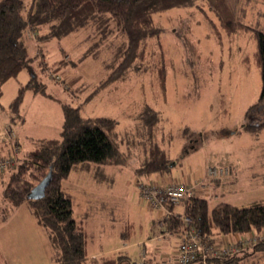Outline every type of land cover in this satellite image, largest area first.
I'll list each match as a JSON object with an SVG mask.
<instances>
[{
    "label": "rangeland",
    "instance_id": "1",
    "mask_svg": "<svg viewBox=\"0 0 264 264\" xmlns=\"http://www.w3.org/2000/svg\"><path fill=\"white\" fill-rule=\"evenodd\" d=\"M22 1L26 8L32 3ZM154 23L167 52L165 89L155 83L151 55L123 70L121 78L106 83L111 66H117L126 46L125 36L119 35L110 21L99 20L97 26L86 21L83 27L48 43L27 41L31 57L36 51L46 56L41 58V67L37 66L40 59L33 61L34 75L28 81L40 85L44 93L34 101V92L25 91L18 107L19 116L12 110L8 114L4 104L6 111L0 109V125L8 122L21 136L58 139L63 123L61 104L68 96L69 103L83 104L84 116L114 118L116 144L125 161L110 166L81 163L72 169L62 187L72 201L74 219L87 229L97 245L88 247L89 254L112 248L140 261L139 255L145 251L147 258L156 253L152 259L159 264L165 255L175 252L179 236L162 226L159 229L156 223L160 225L161 218L155 219L156 210L152 211L141 199L139 182L132 175V169L142 164L151 144L150 131L147 135L139 119L142 107L160 112L151 135L169 151L174 162V181H181L183 174L190 176V183L193 173L201 169L205 170L202 182H208V172L214 174L213 167L220 169L214 174L215 179L225 181L230 176L229 166L218 164L231 163L232 158L247 174L262 171L264 101L263 107L249 109L260 95V75L255 65L248 69L243 58L251 59L255 49L254 30L264 33V0H189L156 14ZM97 27L111 32L99 33L94 29ZM149 41L148 50L155 51L157 45L152 39ZM62 58L65 65L54 71V62ZM24 73L2 86L4 103H11L17 96L21 82H25ZM90 93L93 96L86 101ZM259 124L263 126L252 132ZM184 127L199 134L192 145L182 137ZM7 135L11 140L9 130ZM233 163L236 165L235 160ZM139 180L147 181L145 176ZM251 181L254 180L246 178L231 185L229 180L224 185L227 188L217 190L220 199H209V206L225 202L245 207L252 201H264V186L249 187ZM89 195L94 198L90 203ZM181 205L173 208L175 216H182ZM27 206L21 204L5 210L0 203V264H57L48 233L35 225ZM168 206L172 208V204ZM166 208L169 213L170 208ZM160 230L164 238L159 236ZM150 259L144 264H153ZM250 264H264V255Z\"/></svg>",
    "mask_w": 264,
    "mask_h": 264
},
{
    "label": "trees",
    "instance_id": "2",
    "mask_svg": "<svg viewBox=\"0 0 264 264\" xmlns=\"http://www.w3.org/2000/svg\"><path fill=\"white\" fill-rule=\"evenodd\" d=\"M188 1L32 0L30 6L26 8L22 0H0V95L2 86L21 72L27 71L33 77V61L40 59L37 66H42L41 58L45 55L36 51L31 57L27 48L28 40H34L42 45L54 38L67 35L70 30L83 27L86 21L97 26L99 20L106 23L110 21L118 34L125 36L126 40L121 58L119 59V55L115 68L111 66L112 71L105 82L110 83L121 78L123 70L151 55L155 83L163 90L167 74V52L162 48L160 30L155 27L154 16L180 7ZM235 26L237 28L239 24ZM94 29L105 35L111 32L107 33L106 30H101V27ZM253 36L255 49L251 59L246 56L243 63L248 69L250 65L258 68L261 91L258 101L249 109L263 107L264 101V33L254 30ZM150 39L155 46L157 45L155 51L148 50ZM64 62L63 58L55 62L54 71L61 69L65 65ZM39 86L33 80L21 86L9 105V110L14 111L15 116H19L18 107L25 91L43 94L44 89ZM61 110L63 123L58 139H33L32 149L21 156L18 155L19 144L16 140L13 143L15 150L12 147L10 155L6 158L13 159L14 164L7 171L0 172L2 187L0 203L4 204L5 210L14 209L21 204L28 205L34 219L48 233L57 264H91L93 262L87 257L86 251L88 234L74 219L72 201L66 195L62 182L72 169L81 163L117 165L123 163L125 159L116 144L117 122L114 118L105 116L87 118L78 106L69 102L62 103ZM158 116L160 112L146 105L142 107L139 119L144 124L146 132L150 131L149 135L148 132L146 134L151 139V144L148 150H145V158L136 171L140 177L168 175L174 167L169 151L159 146L156 137L151 135L159 122ZM263 125L259 124L252 132ZM181 134L190 145L199 135L188 127H184ZM186 153L181 155L184 156ZM49 173L51 179L43 198L31 200L29 198L31 192ZM166 207L171 208L167 204ZM173 215L172 213L166 217L164 215L160 223L163 229L179 235L184 227L179 218ZM185 216L189 219V227L208 245L220 242L215 240V237L220 235L248 236L250 232L264 234V201H255L245 207L219 202L210 207L208 200L192 197L187 202ZM261 255H264V240L235 256L221 257L209 262L250 264ZM144 258L143 263L147 257ZM140 261L130 259L123 252H116L100 258L99 264H138Z\"/></svg>",
    "mask_w": 264,
    "mask_h": 264
},
{
    "label": "built area",
    "instance_id": "3",
    "mask_svg": "<svg viewBox=\"0 0 264 264\" xmlns=\"http://www.w3.org/2000/svg\"><path fill=\"white\" fill-rule=\"evenodd\" d=\"M13 150H15V147ZM14 164V160L10 158H0V172L7 171ZM210 169V167H208ZM214 174L217 170L213 167ZM210 172V171H209ZM208 172L209 179H214L213 173ZM220 173V172H219ZM228 173V172H227ZM193 186L188 187L184 183H170L167 185H159L155 182L140 181L139 192L140 197L144 200L151 210H165L166 204L173 206L181 205L183 203L186 210L187 202L190 198L195 196ZM161 211V212H162ZM168 214L171 215V212ZM175 216V215H173ZM178 217L183 224L182 232L179 236V243L173 256L165 258L159 264H212L209 260L219 259L221 257L230 258L247 250L264 240V234L256 233L248 234L246 238L241 235L236 237L224 236L220 242L214 245H208L203 242L199 235L189 227V219L185 216V211L181 217ZM145 255L141 254V261L138 264H144Z\"/></svg>",
    "mask_w": 264,
    "mask_h": 264
},
{
    "label": "crops",
    "instance_id": "4",
    "mask_svg": "<svg viewBox=\"0 0 264 264\" xmlns=\"http://www.w3.org/2000/svg\"><path fill=\"white\" fill-rule=\"evenodd\" d=\"M44 45H47L48 46V44H44ZM45 58H46V56H45ZM55 63V62H54ZM53 63V64H54ZM21 73H24V72H21ZM20 73V74H21ZM26 76H25V82H21L22 83V85H25V84H27L28 83V81H29V79L31 78V75H30V73L29 72H27V71H25V73H24ZM8 82V81H7ZM6 82V83H7ZM6 85V84H5ZM48 88H50V86L49 87H47L46 89H48ZM45 89V90H46ZM54 90H56L55 88H54ZM58 91H61L60 90V88L58 87ZM63 91V90H62ZM32 92V91H31ZM80 92V91H79ZM65 92H63V94H64ZM92 93H94V91L92 92ZM92 93H90L89 95H87L86 96V98L87 99H85L86 101H88V99L90 98V97H92L93 96V94ZM3 92H2V90H1V95H0V98L3 96ZM40 93H33L32 94V96H33V98H34V101L38 98V96L37 95H39ZM95 94V93H94ZM69 98H70V96H68V98H63V103H68L69 102ZM4 104H7L6 105V107H7V111H8V114H9V105L11 104L10 102L9 103H4L3 101H2V98H1V102H0V105H2L1 107H0V109L2 110V111H6V109H5V105ZM75 105L76 106H78L79 108H80V106H81V111L83 112V104H80V103H75ZM6 114H7V112H6ZM85 116L87 117V118H90L89 116H87L86 114H85ZM99 117H104V116H99ZM105 117H111V116H105ZM96 118H98V117H96ZM10 131L11 132V140H9V136L7 135V131ZM34 138L32 137V136H30V135H24V136H21L19 133H17V131L16 130H14L11 126H9V123L8 122H4V123H2L1 125H0V158H4V157H7L8 155H10V150H12V145H13V143L15 142V140H16V143H18L19 144V146H20V149L18 148V155H22V154H24V153H26V152H28V151H30L31 149H32V140H33ZM31 146V147H30ZM258 157V156H257ZM260 158V157H259ZM261 158L264 160V157H262L261 156ZM234 160H235V163H236V165H234ZM231 163H227V162H225V163H223V164H218V165H224V164H226V165H228L229 166V169H230V176H229V178L228 179H226L225 181H222V182H220L219 180H217V179H209V181L208 182H202V179L204 178V171L205 170H199V171H195L194 173H193V175H192V182H190V183H188V179L190 178V176H188V175H184L183 176V174H182V178H181V181H178V180H176V181H174L173 180V178L171 177V173H172V171H173V168H172V170H171V172L168 174V175H149V176H146V179H147V182H155V183H157V184H159V185H167V184H170V183H178V182H181V183H185V184H189V185H191V186H193L194 188H196V190H195V192L197 193L196 194V197H199V198H203V199H206V200H208L209 201V199H220V196L218 195V193H217V190H219V188L220 187H222L223 188V190H224V188L226 187L227 188V186H225L224 187V185H228V183H229V180H230V184L231 185H233V184H237V183H239L241 180H246V178H251V179H253L254 181H251L249 184H248V186L249 187H261V186H264V165L262 164V167L263 168H261V170L262 171H257V172H254V173H249V174H247V173H245V169L244 168H240L239 167V165H238V160L236 159V158H232L231 160ZM209 165V162H208V164H207V166ZM110 166V165H109ZM139 167V166H138ZM138 167L137 168H133L132 169V175H134V178H135V181H138V182H140L141 180H139V177L140 176H138L137 175V169H138ZM205 167H206V165H205ZM247 169H250V167H248V168H246V170ZM244 176H246V178L244 177ZM142 178V177H141ZM65 180V179H64ZM63 180V181H64ZM63 183V182H62ZM95 187V186H94ZM63 188H64V186H63ZM232 189V188H231ZM65 190V189H64ZM66 190H67V188H66ZM212 195H214V197H212ZM89 197V200L87 201L88 203H90L89 201L90 200H94V198H92V197H90V195L88 196ZM253 202H255V201H252L251 203H253ZM251 203H249V204H251ZM112 204H113V207L115 208L116 206H115V201H114V199H113V202H112ZM248 204V205H249ZM179 207H180V205H178ZM178 206H176V207H178ZM175 207V206H174ZM174 207H172V208H170V209H168L169 210V212H171L172 214H173V212H172V210H173V208ZM181 207H182V210H181V213H184V211H185V209H184V206L183 205H181ZM148 209V208H147ZM146 211H148L149 213L151 212L149 209L148 210H146ZM153 211V210H152ZM162 210H156V212H157V217L155 218V219H160V218H162L164 215L165 216H168V213H166V211L165 210H163L162 212H161ZM153 213V212H152ZM29 214H30V216L31 217H33L32 216V214H31V212H30V210H29ZM34 218V217H33ZM154 219V220H155ZM35 220V219H34ZM152 221H153V219H152ZM154 223H156V222H154ZM35 225L37 226V227H39V228H42L38 223H37V221L35 220ZM156 225L159 227V229L161 228L160 226H161V224L159 225V224H157L156 223ZM43 229V228H42ZM85 231L87 230V229H84ZM161 231L162 230H160V232H159V234L161 233ZM87 232V234H88V236H87V257L90 259V261H92V262H95V264H99V259L100 258H102V257H107V256H109V255H112V254H114V253H116V252H123V251H121V250H116V249H112V248H110V249H108L107 251H105L104 253H102V252H100L99 254H95V253H91V254H89V252H88V247L90 246V247H92L93 245H94V243L93 242H95V241H93V239H92V237H91V235L89 236V233H88V231H86ZM127 233L126 234H124V236L125 237H127ZM161 238H164L163 237V235H159ZM170 236V235H169ZM176 236H178V235H176ZM224 236L225 235H220V236H218V238L216 237L215 238V240L216 241H220L221 239H223L224 238ZM237 236V234H235V235H232V236H230V237H236ZM220 238V239H219ZM95 247H97V245H94ZM175 250H176V248H175ZM174 250V251H175ZM145 256L147 255L146 254V252L144 251V252H142ZM126 255H128L127 253H125ZM174 254V253H173ZM173 254L172 255H168V256H164L163 258H162V260H165V258H169V257H171V256H173ZM141 256V254L139 255V257ZM155 256H157V254L155 253V255H153V253L152 254H150V257H151V259L152 258H155ZM150 257H148L147 259H150ZM140 259V258H139ZM150 259V260H151ZM137 260H138V258H137ZM153 261H152V263L153 264H155L154 262H155V259H152ZM159 261H161V260H159ZM151 263V262H150Z\"/></svg>",
    "mask_w": 264,
    "mask_h": 264
},
{
    "label": "water",
    "instance_id": "5",
    "mask_svg": "<svg viewBox=\"0 0 264 264\" xmlns=\"http://www.w3.org/2000/svg\"><path fill=\"white\" fill-rule=\"evenodd\" d=\"M51 179V174L49 173V175L42 180L31 192L29 198L31 200H37V199H41L44 196V192L46 187L48 186L49 182Z\"/></svg>",
    "mask_w": 264,
    "mask_h": 264
}]
</instances>
